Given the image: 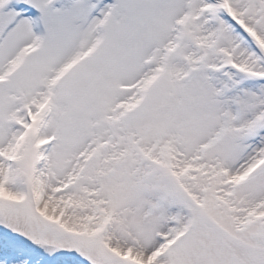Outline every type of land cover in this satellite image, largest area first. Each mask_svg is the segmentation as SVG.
Returning a JSON list of instances; mask_svg holds the SVG:
<instances>
[{"label": "snow or ice", "instance_id": "snow-or-ice-1", "mask_svg": "<svg viewBox=\"0 0 264 264\" xmlns=\"http://www.w3.org/2000/svg\"><path fill=\"white\" fill-rule=\"evenodd\" d=\"M0 264H264V0H0Z\"/></svg>", "mask_w": 264, "mask_h": 264}]
</instances>
